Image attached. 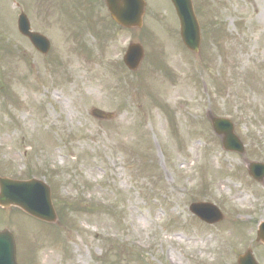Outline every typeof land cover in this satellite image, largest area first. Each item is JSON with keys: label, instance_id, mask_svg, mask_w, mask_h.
Returning a JSON list of instances; mask_svg holds the SVG:
<instances>
[{"label": "rangeland", "instance_id": "rangeland-1", "mask_svg": "<svg viewBox=\"0 0 264 264\" xmlns=\"http://www.w3.org/2000/svg\"><path fill=\"white\" fill-rule=\"evenodd\" d=\"M43 1L0 0V175L45 182L60 214L52 227L0 210L18 264H237L249 248L264 264V181L248 174L264 164V0H193L198 55L169 0H146L130 31L103 0ZM17 4L48 55L18 32ZM133 42L136 73L121 65ZM209 115L232 121L244 155L222 148ZM198 202L223 220L198 219Z\"/></svg>", "mask_w": 264, "mask_h": 264}, {"label": "water", "instance_id": "water-1", "mask_svg": "<svg viewBox=\"0 0 264 264\" xmlns=\"http://www.w3.org/2000/svg\"><path fill=\"white\" fill-rule=\"evenodd\" d=\"M180 20L181 37L188 49L199 53L201 46L200 25L194 12L192 0H171ZM108 10L113 20L125 28H141L145 14L144 0H106ZM20 32L27 36L35 48L43 54L50 49L49 41L40 34L30 32L28 20L25 17L19 21ZM144 58L141 45L132 44L124 58L126 66L136 71ZM92 115L100 120H110L113 115L93 109ZM215 133L222 138L223 147L227 151L244 154L242 142L234 133L233 124L227 119H218L209 115ZM250 175L259 182L264 180V166L251 163ZM0 207L3 209L17 208L40 221L56 224L58 216L52 204L51 191L45 184L33 180L30 182L13 181L0 177ZM191 211L200 219L215 224L221 222V213L209 204H194ZM258 241L264 243V224L258 233ZM0 264H17L16 245L9 231L0 232ZM238 264H257L252 251L240 256Z\"/></svg>", "mask_w": 264, "mask_h": 264}, {"label": "flooded vegetation", "instance_id": "flooded-vegetation-1", "mask_svg": "<svg viewBox=\"0 0 264 264\" xmlns=\"http://www.w3.org/2000/svg\"><path fill=\"white\" fill-rule=\"evenodd\" d=\"M40 1H41V0H30V4H31V3H34V2H36V3L38 2V3H39ZM49 1H50V0L43 1L42 3L45 4L46 2H49ZM87 1H88V0H87ZM103 1L105 2V0H103ZM23 6H25V4H24ZM25 7H26V6H25ZM26 8H27V7H26ZM29 8H30V6H29ZM27 10H28V9H27ZM30 10H31V11H28L29 14L31 13V14L33 15V9H30ZM25 11H26V10L23 8L22 12L25 13ZM31 14H30V15H31Z\"/></svg>", "mask_w": 264, "mask_h": 264}, {"label": "bare ground", "instance_id": "bare-ground-1", "mask_svg": "<svg viewBox=\"0 0 264 264\" xmlns=\"http://www.w3.org/2000/svg\"><path fill=\"white\" fill-rule=\"evenodd\" d=\"M47 258H48V257H46V259H45V260H47ZM172 260H173V259H172ZM173 261H174V260H173Z\"/></svg>", "mask_w": 264, "mask_h": 264}]
</instances>
